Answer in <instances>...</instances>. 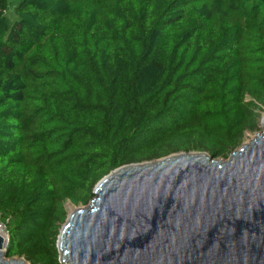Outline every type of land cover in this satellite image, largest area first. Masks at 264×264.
<instances>
[{
    "label": "trees",
    "instance_id": "obj_1",
    "mask_svg": "<svg viewBox=\"0 0 264 264\" xmlns=\"http://www.w3.org/2000/svg\"><path fill=\"white\" fill-rule=\"evenodd\" d=\"M264 111V0H0L6 254L64 264L66 202L180 150L227 158Z\"/></svg>",
    "mask_w": 264,
    "mask_h": 264
},
{
    "label": "water",
    "instance_id": "obj_2",
    "mask_svg": "<svg viewBox=\"0 0 264 264\" xmlns=\"http://www.w3.org/2000/svg\"><path fill=\"white\" fill-rule=\"evenodd\" d=\"M260 125L227 158L180 150L112 169L88 204H66L61 262L264 264V112ZM0 264L39 263L9 257L0 234Z\"/></svg>",
    "mask_w": 264,
    "mask_h": 264
},
{
    "label": "rangeland",
    "instance_id": "obj_3",
    "mask_svg": "<svg viewBox=\"0 0 264 264\" xmlns=\"http://www.w3.org/2000/svg\"><path fill=\"white\" fill-rule=\"evenodd\" d=\"M263 112H264V111H263ZM260 126H261V125H260ZM260 129H261V127H260ZM260 129H259V130H260ZM255 133H256V131H248V132L246 133V136H245L243 142L248 141L249 139H251V138L255 135ZM68 203H72V204H73V205H72V208L75 206V204H74L73 202H71L70 200H68V201L66 202V204H68ZM68 205H69V204H68ZM79 205H80V204H79ZM0 229L2 230V232H3L6 236L8 235L7 230H6L5 226H4V224L0 223ZM7 239H8V237H7Z\"/></svg>",
    "mask_w": 264,
    "mask_h": 264
},
{
    "label": "bare ground",
    "instance_id": "obj_4",
    "mask_svg": "<svg viewBox=\"0 0 264 264\" xmlns=\"http://www.w3.org/2000/svg\"><path fill=\"white\" fill-rule=\"evenodd\" d=\"M72 205H73L72 203H69V208H70V209H73V208H72ZM0 234L4 237V245H6V244H7V240H8V239H7V236L2 232L1 229H0Z\"/></svg>",
    "mask_w": 264,
    "mask_h": 264
}]
</instances>
